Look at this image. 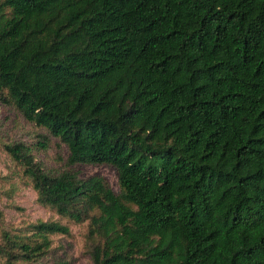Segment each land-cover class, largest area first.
<instances>
[{"label": "trees", "instance_id": "16d2710c", "mask_svg": "<svg viewBox=\"0 0 264 264\" xmlns=\"http://www.w3.org/2000/svg\"><path fill=\"white\" fill-rule=\"evenodd\" d=\"M0 104L45 131L3 150L91 264H264V0H0ZM68 232L0 215V264Z\"/></svg>", "mask_w": 264, "mask_h": 264}, {"label": "rangeland", "instance_id": "374dc122", "mask_svg": "<svg viewBox=\"0 0 264 264\" xmlns=\"http://www.w3.org/2000/svg\"><path fill=\"white\" fill-rule=\"evenodd\" d=\"M45 134L43 129L27 123L8 106L0 104V215L11 226L22 227L36 220H57L66 224L68 234L51 235L48 253L44 256L47 264L62 262L63 264H91L83 253V234L85 223H72L59 218L52 210L39 205L35 200V192L20 175L15 166L3 150L2 144L12 141L30 143L36 134ZM36 160L46 168L61 169L67 150L63 144L56 145L55 140L48 142L43 152H35ZM71 169L79 177L93 174L102 176L114 191H118V184L114 170L105 164H74Z\"/></svg>", "mask_w": 264, "mask_h": 264}]
</instances>
